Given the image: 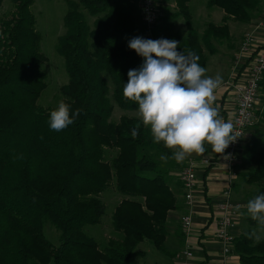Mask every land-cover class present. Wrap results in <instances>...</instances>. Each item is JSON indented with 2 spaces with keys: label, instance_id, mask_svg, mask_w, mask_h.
I'll list each match as a JSON object with an SVG mask.
<instances>
[{
  "label": "trees",
  "instance_id": "16d2710c",
  "mask_svg": "<svg viewBox=\"0 0 264 264\" xmlns=\"http://www.w3.org/2000/svg\"><path fill=\"white\" fill-rule=\"evenodd\" d=\"M10 1L12 9L0 12V264H139L134 255L145 254L136 250L143 240L174 256L165 247L166 215L177 207L168 178L184 164L169 159L162 166L154 155L171 157L173 152L163 142L154 143L150 128L138 118L109 120L113 102L121 109H138L123 97L128 71L144 59L128 43L137 36L148 39L138 0H65L64 33L56 46L67 74L60 101L72 112L82 111L60 132L49 127L55 108L37 103L46 87V57L31 11L34 0ZM155 1L158 10L167 2L174 9L159 11L152 40H176L177 51H193L202 67L207 55L217 52L216 45L230 38L228 21L249 23L264 10V0H206L223 16L221 23L206 22L198 31L191 0ZM179 17L185 33L174 27ZM259 85L264 90V71ZM242 158L247 168L238 176L255 186L248 202L264 195V132L256 133ZM110 186L122 195L111 214L117 236L99 241L84 229L101 222L105 205L100 195ZM245 220L264 229L249 215ZM45 222L58 231L57 245L45 238ZM233 251L239 264H264V238L255 242L249 229L234 238Z\"/></svg>",
  "mask_w": 264,
  "mask_h": 264
},
{
  "label": "clouds",
  "instance_id": "9594fccd",
  "mask_svg": "<svg viewBox=\"0 0 264 264\" xmlns=\"http://www.w3.org/2000/svg\"><path fill=\"white\" fill-rule=\"evenodd\" d=\"M128 47L143 57L138 69L128 71V81L123 87V97L138 105L137 115L144 126L150 127L154 143L172 149L171 157L161 155L167 162L174 159L182 163L192 154L203 155L205 145L225 160V150L237 141L240 134L233 122L220 115L215 104L216 91L223 78L206 76V68L198 61L193 51H177L174 39L132 38ZM81 109L71 111L64 100L50 112L49 127L60 132L72 125L80 116ZM140 124L131 131L138 136ZM247 214L259 225L264 226V195H259L246 204Z\"/></svg>",
  "mask_w": 264,
  "mask_h": 264
},
{
  "label": "crops",
  "instance_id": "0c3cea01",
  "mask_svg": "<svg viewBox=\"0 0 264 264\" xmlns=\"http://www.w3.org/2000/svg\"><path fill=\"white\" fill-rule=\"evenodd\" d=\"M172 2L164 3V7H169L168 4ZM173 4V3H172ZM174 6V4H173ZM223 16V11L220 9L216 22L221 23ZM209 22V21H208ZM217 23V24H218ZM229 28V39L225 40L222 43L216 45L217 52L215 55L220 52L219 55H226L228 51H231L233 45L237 42L236 40L241 39V35H238V30L240 28L233 29L231 23H235L232 20L228 21ZM241 25V24H240ZM241 29L249 30L253 29L255 37L257 39V44L264 41V10L256 18H252L248 24H242ZM240 29V30H241ZM243 35V34H242ZM263 38V40H262ZM229 67L225 69L229 72ZM206 68V76L213 77V74H217L219 70L222 69L219 67H213L208 59L204 66ZM233 68V67H231ZM232 74V72H230ZM230 74V75H231ZM216 76V75H215ZM214 76V77H215ZM215 104L219 105L220 115L228 121L232 118L235 101L233 96L230 93L224 92L220 87L216 93ZM259 97V96H258ZM259 100V99H258ZM257 100V104H258ZM258 128L264 127V122L260 121L258 118ZM255 130L251 128L248 129L245 140L241 143L240 147L237 150V157L239 159L243 154L246 146L251 143L249 142L248 136ZM206 152L203 155L192 154L188 156V160L199 161L205 156H211L215 159V164H212L209 170L205 174V168H197V185L193 195V199L190 202H187L184 199V192L181 186V183L176 178L170 176L168 178V183L171 190L177 196V207L175 209L169 210L166 215L165 228L167 231L165 239V247L170 252H173L174 256H167L159 252L154 246L148 241L143 240L137 244L136 250L144 252V255H134V260L139 264H239V257L233 249L229 254H223L222 242L215 236L217 221L219 218L218 204L222 200V190L230 179L232 182L231 197L232 199L239 204L241 211L246 206V199L244 196L239 197L235 192V182L237 180V170H235L234 178H231L227 169L225 167V159L223 156L216 154L212 151L211 145L206 144ZM190 161V162H191ZM236 164V163H235ZM187 165V164H186ZM235 167V166H234ZM240 170H238L239 172ZM240 179V178H239ZM242 181V180H241ZM190 214L191 216V225L185 230L181 223V216ZM245 219L241 217V212L239 213L237 224L233 228L234 238L239 236L244 230L249 229L251 233L254 231L252 227L249 226ZM246 221V220H245ZM181 244V246L179 245ZM180 250V251H179ZM185 251L191 253L190 256L185 254Z\"/></svg>",
  "mask_w": 264,
  "mask_h": 264
},
{
  "label": "rangeland",
  "instance_id": "374dc122",
  "mask_svg": "<svg viewBox=\"0 0 264 264\" xmlns=\"http://www.w3.org/2000/svg\"><path fill=\"white\" fill-rule=\"evenodd\" d=\"M188 5L192 13L193 25L198 31H201L203 29L206 22L208 21L215 22L217 14L220 10L217 7L208 8L206 6V0H191ZM168 6L170 8V11L172 12L174 9L173 4L169 3ZM10 9H12L11 1L4 0L0 12L3 11L7 12ZM164 9L165 7L163 5L162 7L159 8L161 14L164 12ZM31 11L36 18V28L41 33L40 48L42 53L46 57V60L42 66L43 70L46 73V77H45L46 87L41 92L39 98L37 99V103L43 108L52 110L57 107L58 102L61 99V94L59 91L60 86H62L67 82V74L64 67V60L56 49L58 37L64 33L63 16L66 11L65 0H34V3L31 6ZM87 18L89 21H91V18H89V16H87ZM233 22H235V23H231V27H233V29L236 28L241 29L243 27L242 24H248V23H241L238 21H233ZM174 27L176 30L181 31L182 33L186 32L184 21L180 17L174 20ZM240 29L238 30V35H241L242 38L236 40L237 42L233 45V48H231L232 50L228 51L226 55H219L220 52H218V54L215 55H207L208 62H210V64H212L214 68L220 67L222 69L223 67V69L219 70L217 73L222 76L223 82L229 79L230 77L231 74L230 72L232 71L229 70L228 72L225 68L229 67L228 66L229 64L230 69H233L231 67H234L235 54L237 53L239 46L245 35L247 33H252L255 36L253 29H249V30L248 29L245 30L244 28L241 30ZM217 74L215 73L212 76L214 77ZM109 86L110 88H112L111 84H109ZM258 96H259L258 97L259 100L255 109V119L250 127L252 130L255 131L251 132V134L248 136L249 142L250 140L252 142L257 132H264V127L258 128L259 126L258 118L260 121H262V119L264 118L263 89H259ZM137 112L138 109L136 110L121 109L115 104V102H113V110L109 120L113 122H117L120 116L122 115L132 116L139 119ZM170 150L173 152L172 149ZM154 157L160 162L162 166H167V164L169 163V160L167 162L162 161L160 159L161 157L160 155L155 154ZM190 161L191 160H188L187 157L182 163L184 164V166H186V164H188ZM234 168L238 170H244L245 168H247V165L244 164L243 162L242 155L241 157H239V159H236V164ZM181 169L182 168L171 171L172 178L178 179V174ZM238 170H237V176H238ZM237 180L238 181L235 182L236 185L235 192L239 197L244 196V199L246 198L248 199L247 197L248 194L252 189L255 188L254 184H247L245 182H242L241 179H239V176L237 177ZM100 197L105 205V211L101 217V222L97 225L86 226L84 229L86 233H88L93 238L99 241L117 236V234H115L112 231L111 214L115 205L119 202L122 195L117 193L114 190L113 186H110L106 191H104L100 195ZM247 203L248 202L246 200V204ZM240 212H241V217L245 219V217L248 215L246 211V207L243 208L242 211L240 210ZM244 222L246 224L245 220ZM253 230L254 231L251 234L253 235L255 242L264 238V229L253 228ZM43 234L45 238L49 240L51 243L55 245L58 244V231L49 222L44 223ZM179 245L181 246V244Z\"/></svg>",
  "mask_w": 264,
  "mask_h": 264
},
{
  "label": "built area",
  "instance_id": "2783aa9c",
  "mask_svg": "<svg viewBox=\"0 0 264 264\" xmlns=\"http://www.w3.org/2000/svg\"><path fill=\"white\" fill-rule=\"evenodd\" d=\"M141 10L143 26L148 39L151 37V28L157 22L160 15L155 0H138ZM264 71V41L257 44V39L252 33H247L243 38L237 53L235 54L234 67L229 79L224 81L221 88L224 92L230 93L235 101L233 116L230 119L235 130L240 134L236 142L229 145L225 150V155L230 154V158L224 164L231 178L235 176L234 166L236 163L237 150L244 140L248 129L255 119V109L260 89L259 82ZM215 164V159L205 156L199 161H191L184 166L178 174L181 182L184 199L190 202L197 185L196 169L205 168ZM232 181L229 179L222 190V200L218 204L219 218L217 221L215 236L222 242L223 254H229L233 249L234 234L233 228L237 224V219L241 207L231 197ZM181 223L185 230L191 225L190 214L181 216ZM187 256L191 253L185 251Z\"/></svg>",
  "mask_w": 264,
  "mask_h": 264
}]
</instances>
